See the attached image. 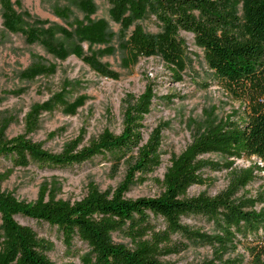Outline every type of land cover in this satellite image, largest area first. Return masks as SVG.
<instances>
[{
	"label": "trees",
	"instance_id": "trees-1",
	"mask_svg": "<svg viewBox=\"0 0 264 264\" xmlns=\"http://www.w3.org/2000/svg\"><path fill=\"white\" fill-rule=\"evenodd\" d=\"M1 1L6 4L3 10L15 15L10 0ZM108 1L112 13L116 12L112 18L118 16L119 20H129L126 25H135L132 41L136 57L161 50L175 62L182 61L185 41L179 35L191 34L213 79L236 95L242 108L233 113L235 121L229 118L215 130L204 131L171 158L160 182L159 197L128 199V186L105 193L91 186L87 196L73 204L47 202L43 193L27 203L0 191V264H52L47 254L53 244L17 218L55 228L66 247L75 240L86 245L88 251L80 257V264H167L164 257L199 245L213 251V258L200 264H243L241 258L224 259L242 242L254 244L248 249L247 264H264V199L260 195L252 198L247 191L257 174L264 172V0ZM92 2L80 0L79 8L86 18L93 11ZM52 11L59 17L70 15L64 8L53 7ZM148 18L158 25L157 35L146 33L138 24ZM84 22L91 26L92 22L84 20L75 28L84 29ZM172 75L179 79L175 70ZM154 99L150 85L137 98L127 95L122 132L117 136L104 131L88 147L77 151L78 141L62 154H52L24 136L0 137V159H12L15 167L30 163L64 168L107 154L118 163L131 158L137 172L151 174L161 165V131L150 134L144 142L142 130ZM65 106L61 99L52 110ZM38 109L36 106L33 111ZM211 152H217L224 163L204 159ZM241 159L251 161V165L233 168ZM222 168L229 170V182L222 192L188 196L192 186L204 184V170ZM257 205L263 206L257 209ZM189 217L205 219L212 224L213 233L185 225L182 220ZM157 218L163 229L153 225ZM115 234L127 239L129 246L116 243Z\"/></svg>",
	"mask_w": 264,
	"mask_h": 264
},
{
	"label": "rangeland",
	"instance_id": "rangeland-1",
	"mask_svg": "<svg viewBox=\"0 0 264 264\" xmlns=\"http://www.w3.org/2000/svg\"><path fill=\"white\" fill-rule=\"evenodd\" d=\"M92 1L93 11L86 18L79 8L80 0H10L15 15L4 11L6 4L0 0V137L24 136L52 154H62L79 141L76 150H81L104 131L119 135L126 96L137 98L150 85L155 99L142 134L145 142L150 134L161 131V165L153 173L143 174L136 171L131 158L118 163L107 154L64 168L30 163L15 167L12 159L2 158L0 191L11 193L19 201L33 203L43 193L47 202L73 204L84 199L91 186L105 193L120 185L129 187L128 199L159 197L160 182L171 158L204 131L215 130L229 118L235 121L233 113L242 108L238 97L213 79L202 49L191 34L179 35L185 41L182 61L175 62L161 50L136 57L132 41L135 25H126L129 20H119L118 16L112 18L116 12L112 13L108 0ZM53 7L67 9L69 18L55 15ZM84 20L92 22L91 26L84 22V29L75 28ZM138 24L146 33L160 32L152 18ZM174 70L179 79L172 75ZM61 99L66 106L53 111V104ZM36 106L39 109L33 111ZM204 159L224 163L217 152L206 154ZM251 161L237 160L233 168H247ZM228 173L225 168L204 170V184L192 186L188 196L222 192L229 182ZM257 176L247 191L252 198L260 195L264 199V172ZM262 206L257 205V209ZM17 221L53 244L47 254L52 264H80V257L88 251L77 240L66 247L59 232L46 224L23 218ZM152 221L157 229H163L160 219ZM182 221L208 235L214 231L212 224L200 217ZM113 239L129 246L127 239L116 234ZM253 245L242 242L224 259L241 258L247 264L248 249ZM212 258V249L199 245L166 256L163 261L200 264Z\"/></svg>",
	"mask_w": 264,
	"mask_h": 264
}]
</instances>
